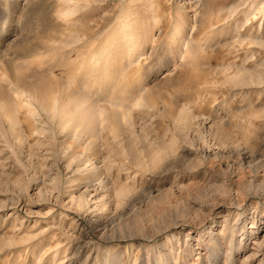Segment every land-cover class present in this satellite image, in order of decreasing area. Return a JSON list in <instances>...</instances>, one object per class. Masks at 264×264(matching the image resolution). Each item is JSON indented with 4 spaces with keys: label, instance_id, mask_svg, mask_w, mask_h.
<instances>
[{
    "label": "rangeland",
    "instance_id": "1",
    "mask_svg": "<svg viewBox=\"0 0 264 264\" xmlns=\"http://www.w3.org/2000/svg\"><path fill=\"white\" fill-rule=\"evenodd\" d=\"M223 227L264 264V0H0V264H205Z\"/></svg>",
    "mask_w": 264,
    "mask_h": 264
},
{
    "label": "bare ground",
    "instance_id": "2",
    "mask_svg": "<svg viewBox=\"0 0 264 264\" xmlns=\"http://www.w3.org/2000/svg\"><path fill=\"white\" fill-rule=\"evenodd\" d=\"M218 14H215L214 16H216ZM209 16V15H208ZM212 18V17H211ZM214 19V17H213ZM209 21V20H208ZM218 21V20H217ZM211 22V21H210ZM132 48L131 44L129 43L127 45V47L125 48V51H130ZM127 49V50H126ZM109 54V53H108ZM93 55V54H92ZM101 55V54H100ZM94 56V55H93ZM106 56V54H105ZM93 58V57H92ZM101 58V57H100ZM104 58V57H103ZM92 60V59H91ZM102 61V60H101ZM128 61V60H127ZM93 62H96V60ZM127 64V63H126ZM97 65V64H96ZM121 66V65H120ZM124 66V64H123ZM121 69V68H120ZM109 70V69H108ZM121 71V70H120ZM103 74H105L103 72ZM129 74V73H128ZM103 78V77H102ZM104 80V79H103ZM124 93V92H123ZM131 94V93H130ZM125 96V95H124ZM131 96V95H130ZM78 97V96H77ZM121 97V96H120ZM56 98V97H55ZM123 99V95L121 97ZM126 98V96L124 97ZM135 100V99H134ZM74 101V100H73ZM78 101V100H77ZM80 101V100H79ZM90 102V101H89ZM56 103L57 100H56ZM55 102L53 103V109H56L58 106H56ZM123 104V103H122ZM82 105H78L75 104V108H74V111H67L65 108H63V105L60 106V113H61V120L62 122L64 123H72V124H75V126H80L82 128V132H87V131H91L92 128H93V123H94V113L96 112L95 111V107L91 104V103H87V105L83 108H81ZM52 109V110H53ZM58 109V108H57ZM105 109V108H104ZM130 109V108H129ZM54 111V110H53ZM126 112V111H125ZM101 113V112H100ZM99 113V114H100ZM106 113V112H105ZM123 113V112H122ZM129 113V112H128ZM115 114V113H114ZM113 113L111 114V116L113 118H115V115ZM123 115V114H122ZM100 116V115H99ZM111 117V118H112ZM130 117V116H129ZM106 119V118H105ZM102 120V119H101ZM16 122V121H15ZM13 123V122H12ZM13 127H14V124H12ZM77 129V128H75ZM90 133V132H89ZM90 135V134H88ZM201 163V162H200ZM198 163H196L197 165ZM95 172V171H94ZM196 190V189H195ZM206 190V189H205ZM115 192V195L116 196H119L120 194H122L123 192V188L122 187H119L118 189L114 190ZM240 192V190H239ZM168 196H171L170 193L167 194ZM176 195V194H175ZM170 200V198H169ZM173 200V199H172ZM177 200V199H175ZM87 201V200H86ZM179 201V200H178ZM177 202V201H176ZM180 202V201H179ZM181 203V202H180ZM179 203V204H180ZM185 203V202H184ZM176 204V203H175ZM178 204V203H177ZM180 208V207H179ZM175 209V208H174ZM173 209V210H174ZM176 210V209H175ZM189 210V209H188ZM191 210V209H190ZM185 212V211H183ZM190 213V212H189ZM181 215V213H180ZM184 216V215H182ZM106 226V225H105ZM102 227V226H101ZM166 228V227H165ZM101 229V228H100ZM224 230V231H223ZM222 231L224 232L222 234ZM226 230L223 228H220L219 229V233H216L215 234V241H211V240H208L206 241L205 243L201 244L202 245V248L204 249V253L202 254V260L201 262H205V264H234L235 263V257L232 255L233 254V250H235L237 248V245L238 243H235L233 242L232 240H230L229 238L226 239L225 236H226ZM229 232V231H228ZM170 234V233H169ZM225 234V236H224ZM104 235V234H103ZM230 235H232L230 233ZM169 238V237H168ZM198 240V238H197ZM258 243V242H257ZM194 249V248H193ZM197 251V254L196 255H199L200 251L199 250H196ZM198 257V256H197ZM197 257H195V259H197ZM112 258V257H111ZM178 258V257H177ZM149 259L150 258H146L145 260H143V264H149ZM194 260V259H193ZM217 261H219V263H217ZM156 262H158V257H154L150 264H157ZM177 262V261H176ZM170 263V262H169Z\"/></svg>",
    "mask_w": 264,
    "mask_h": 264
}]
</instances>
